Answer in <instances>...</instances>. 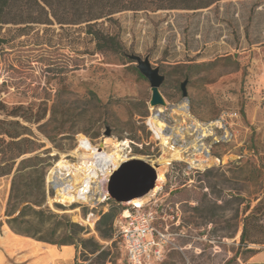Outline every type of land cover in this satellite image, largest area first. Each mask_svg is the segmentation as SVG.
<instances>
[{
  "label": "rangeland",
  "instance_id": "374dc122",
  "mask_svg": "<svg viewBox=\"0 0 264 264\" xmlns=\"http://www.w3.org/2000/svg\"><path fill=\"white\" fill-rule=\"evenodd\" d=\"M101 28L118 37L122 54L97 53L83 27L39 26L21 37L10 26L2 30L10 42L0 48V108L44 112L28 126L40 146L43 207L83 230L82 242L68 247L15 235L5 216L12 176L2 177L0 264H126L114 225L128 206L97 195L90 204H49L55 187L47 177L62 156L76 161L70 153L78 136L107 152L112 142L122 144L125 161L152 164L161 156L147 124L157 112L149 83L127 55L147 58L163 76L159 117L172 145L216 161L203 170L178 160L167 167L149 201L173 245L155 264L244 263L264 247V0H223L197 12H123ZM181 107L190 117L182 126L174 114ZM107 212L113 219L105 236L97 223Z\"/></svg>",
  "mask_w": 264,
  "mask_h": 264
},
{
  "label": "trees",
  "instance_id": "16d2710c",
  "mask_svg": "<svg viewBox=\"0 0 264 264\" xmlns=\"http://www.w3.org/2000/svg\"><path fill=\"white\" fill-rule=\"evenodd\" d=\"M220 1L223 0H0V48L10 42L2 35L6 26L21 37L34 27L56 25L60 29L83 27L97 53L122 54L118 37L101 28L112 22L115 15L123 12H197ZM43 119L44 112L40 108L35 112L30 108H0V178L12 176L5 211L6 225L15 235L51 246L68 247L82 242L80 233L83 229L43 207L46 195L44 171L38 168L41 160L35 154L40 146L28 128ZM25 155L32 156L20 160L15 168L17 160ZM21 204L25 205L20 207ZM112 219L113 215L107 212L97 223L99 231L100 228L106 230L105 236L107 229L111 230ZM241 240H244L243 235Z\"/></svg>",
  "mask_w": 264,
  "mask_h": 264
},
{
  "label": "bare ground",
  "instance_id": "6f19581e",
  "mask_svg": "<svg viewBox=\"0 0 264 264\" xmlns=\"http://www.w3.org/2000/svg\"><path fill=\"white\" fill-rule=\"evenodd\" d=\"M163 107L156 108L157 112L152 114L148 119L147 124L153 133V136L159 141L162 154L157 159L155 165V172L157 176L155 188L145 197L136 199L130 202L136 206L146 204L149 199L155 195L157 190L162 186L165 181V172L170 162L172 161H185L192 168L203 170L209 167L212 163L216 162L214 159L202 156L201 153L194 155H186V151L181 147L172 145L171 136L166 135L164 130L165 124L159 117V113L163 111ZM174 114L179 117V124L185 125L189 120V115L184 107L177 108ZM196 128L199 129L200 125L196 123ZM180 128L178 129L179 133ZM201 137L206 136L207 130L201 129ZM181 132V131H180ZM88 143V144H87ZM113 150L107 152L103 147L96 148L90 144L89 140L83 136H78V146L70 154L76 158L75 162L65 160L64 156L53 167L50 172L49 179L52 174L58 176L57 184H55V196L49 200V204L58 202L63 205H70L72 203H91V198L97 195V201L103 200L107 193L104 191V182L109 180L110 176L116 171L119 166L125 162L126 157L123 155L122 144L112 142ZM195 147V146H194ZM101 149L100 151H97ZM198 152V150H195ZM87 154L92 159L87 162L79 156ZM100 158V163H97L96 158Z\"/></svg>",
  "mask_w": 264,
  "mask_h": 264
},
{
  "label": "built area",
  "instance_id": "2783aa9c",
  "mask_svg": "<svg viewBox=\"0 0 264 264\" xmlns=\"http://www.w3.org/2000/svg\"><path fill=\"white\" fill-rule=\"evenodd\" d=\"M96 160L98 164L101 161L98 157ZM49 176L50 172L47 185L55 187L58 176L55 173L51 175V179ZM107 182L106 180L103 185L105 191ZM127 206L114 225V239L120 243L126 264H155L162 261L166 251L173 245V238L168 228L158 224L156 204L148 201L142 206L135 204Z\"/></svg>",
  "mask_w": 264,
  "mask_h": 264
},
{
  "label": "water",
  "instance_id": "95a60500",
  "mask_svg": "<svg viewBox=\"0 0 264 264\" xmlns=\"http://www.w3.org/2000/svg\"><path fill=\"white\" fill-rule=\"evenodd\" d=\"M133 62L139 74L144 77L150 86L151 98L149 106L153 109L163 107L165 102L159 92L164 81L157 68H153L147 58L141 59L134 55H127ZM186 81L180 85L182 97H187ZM109 136V132L105 133ZM157 176L155 165L141 159H131L123 162L110 176L107 186V196L104 200H112L116 204L130 205V202L147 196L156 184Z\"/></svg>",
  "mask_w": 264,
  "mask_h": 264
},
{
  "label": "crops",
  "instance_id": "0c3cea01",
  "mask_svg": "<svg viewBox=\"0 0 264 264\" xmlns=\"http://www.w3.org/2000/svg\"><path fill=\"white\" fill-rule=\"evenodd\" d=\"M242 264H264V247L258 249L249 259H247V261Z\"/></svg>",
  "mask_w": 264,
  "mask_h": 264
}]
</instances>
